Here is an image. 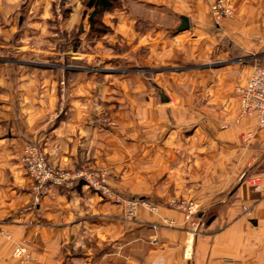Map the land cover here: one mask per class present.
I'll return each instance as SVG.
<instances>
[{"label": "crops", "instance_id": "crops-1", "mask_svg": "<svg viewBox=\"0 0 264 264\" xmlns=\"http://www.w3.org/2000/svg\"><path fill=\"white\" fill-rule=\"evenodd\" d=\"M209 1L124 0L120 39L157 57L187 44L192 55L224 51L208 21ZM228 1L235 13L220 26L223 32L245 49L264 47V0ZM30 2L23 13L24 0H0V264H17L19 246L30 253L28 264H108L103 259L110 240L126 236L120 247L131 258L126 264H264V126L241 114L232 78L221 87L219 79L210 88L204 82L190 87L181 78L205 72L168 74L172 70L163 68L168 87H141L144 82L134 76L127 104L120 76H56L49 67L36 76L40 63L28 57L44 60L55 48L51 2ZM72 24L68 19L69 29ZM64 77L66 102L60 108ZM101 106L113 113L111 127L92 119ZM29 142L43 144L58 168L107 169L116 191L150 197L159 213L140 206L134 220L122 221L120 204L83 181L51 186L37 198L21 163ZM248 176L261 177L263 189L249 184ZM172 198L199 203L201 234L187 232L186 216L167 205ZM164 216L176 225L154 230ZM146 239L165 246L149 249L143 263L140 254L125 253L126 245Z\"/></svg>", "mask_w": 264, "mask_h": 264}, {"label": "rangeland", "instance_id": "rangeland-1", "mask_svg": "<svg viewBox=\"0 0 264 264\" xmlns=\"http://www.w3.org/2000/svg\"><path fill=\"white\" fill-rule=\"evenodd\" d=\"M49 1L51 2L52 11L50 23L52 26L51 41L54 44L55 54L50 55L51 57L47 59L44 58V60L40 56L28 57L31 58L30 61L32 60L35 63H40V67H38L40 69H38L39 71L36 76L46 75V73H43L45 72L44 70L46 67L55 69L56 76H120V89L126 90L129 94V96L125 97V100L128 99L127 104L130 103L132 99L131 90L136 82L133 81L134 76H140V81L144 82H141V87L160 89L163 86L168 87L166 82L163 81L162 73L159 72L163 68H166L168 71L172 70V73L169 71L168 74H182L184 71H188L193 74H203V72H205V76H183L181 79L184 84H188L190 87H193L196 83L201 84V82H204L206 87L210 88L213 84L217 83L218 79L220 86V84L228 82L226 79L229 80V78H232V81L235 82L232 85V89H234V92L238 94L236 88L246 83L249 78L247 76L251 75L254 67L264 66V47H260L257 42L258 44L254 45L253 49H245L238 42H235L233 38L228 35V33H224L220 27L225 25L227 19L234 16L235 13L233 5L228 0L223 1L224 4L231 9V13L224 16L219 23L214 20L211 10V6L216 0H210L208 3V21L210 22L214 33L219 36L218 39L220 44H222V47L225 48L223 49L224 51H208V49H203L201 51L197 50V53L192 55L190 53L189 44H187L182 45L181 48H176L173 55H169L167 57L150 56L148 49H138L134 51L120 39V10L123 8L124 0H121V4L119 3L117 8L103 16V22L110 27V32L101 37L89 35L90 25L88 18L91 9H87L86 7L88 0ZM30 3H32L30 0H24V4L22 5L23 8L21 7L23 13L25 10L28 13L27 7L28 5L31 6ZM68 19H70L71 24L74 22L70 29L68 27ZM15 23H17V19L15 20ZM254 35V37H259V39L261 38V34L259 33ZM14 36L15 35H12L11 39H14ZM202 43L203 42L200 43V46ZM41 67L45 69L42 70ZM218 72L221 73V76H213L214 73ZM208 73L211 75H208ZM11 74L14 75V73ZM67 83V77L61 78L59 82L60 108L65 106ZM92 119L97 122H101L108 127H111L114 122L113 113L107 106H101L98 109L96 108L93 110ZM247 134L243 136L244 142L250 140L244 139ZM39 144L41 145V151L48 165L60 173H74L81 170L91 169L102 170L89 166L81 167L74 171L58 168L50 163L43 144ZM103 170H106L109 186L117 197L108 198L106 196H102L111 202L120 204V217L122 221L134 220L137 216V209L140 206H144V208L150 210V212L156 214L159 213L160 206L153 203L150 197H145L147 199L142 200L139 199V197H141L140 194L123 190L120 192L116 191L109 182L108 170ZM243 178L245 179V173L243 174ZM172 200H192L199 205V203L192 198H172L167 205L168 207L176 210L178 209L170 204ZM133 205L135 206V209H133V211H135V215L129 217L128 213L132 209ZM152 206L154 208H152ZM198 210H201L200 206ZM178 211L182 212L181 210ZM244 212L249 211L244 207ZM182 213L187 218V232L193 236L201 234L205 226V222L202 218L198 217V213H195L191 219H188L184 212ZM171 221H173V223ZM174 222L175 220L164 216L159 219L157 224L153 225V228H155L154 230H159L162 227H174L176 225ZM192 222H194V224ZM129 238V236H126L125 239H122L119 242L110 240L108 244V257L104 258L103 261H107L108 264H126L131 258L127 255L120 254V247L123 243L127 242ZM166 245L171 247L172 243L167 242ZM164 246V243L160 242L158 239H155L152 243H148V239H146L145 241L141 240L133 246L132 243H130L128 246L126 245L124 249L125 253L131 252V255L132 253L137 255L140 254V256L138 255L136 258L139 259L138 261L143 263L146 261L145 255L148 253L149 249H162ZM117 249H119V252ZM17 260L19 259L17 258ZM98 264H100V260L98 261Z\"/></svg>", "mask_w": 264, "mask_h": 264}, {"label": "built area", "instance_id": "built-area-1", "mask_svg": "<svg viewBox=\"0 0 264 264\" xmlns=\"http://www.w3.org/2000/svg\"><path fill=\"white\" fill-rule=\"evenodd\" d=\"M214 20L219 23L231 9L224 4L223 0H216L211 6ZM239 96L241 113L248 117L255 118L259 126H264V66L254 67L251 75L244 85L236 88ZM252 136L249 132L244 139L248 140ZM21 162L26 172L33 180V189L36 197L39 198L48 193L51 186H72L76 181H83L89 188L99 192L101 195L116 198L107 180L106 170H81L74 173H60L51 168L42 151L39 143H27L23 149ZM247 182L255 189L262 190L261 177H246ZM133 204V203H132ZM178 210L184 212L188 219L199 212V205L192 200H172L170 202ZM152 208H154L152 206ZM135 206L129 211L128 216L135 215ZM251 211L250 207H245ZM173 223V221H171ZM194 224V222H192ZM15 256L19 259L18 264H28L30 253L24 246H19L15 251Z\"/></svg>", "mask_w": 264, "mask_h": 264}, {"label": "trees", "instance_id": "trees-1", "mask_svg": "<svg viewBox=\"0 0 264 264\" xmlns=\"http://www.w3.org/2000/svg\"><path fill=\"white\" fill-rule=\"evenodd\" d=\"M121 0H88L86 3L87 9H91L89 13V35L95 37H101L110 32V27L103 22V16L113 11L118 7ZM139 199L145 200V197H139Z\"/></svg>", "mask_w": 264, "mask_h": 264}, {"label": "water", "instance_id": "water-1", "mask_svg": "<svg viewBox=\"0 0 264 264\" xmlns=\"http://www.w3.org/2000/svg\"><path fill=\"white\" fill-rule=\"evenodd\" d=\"M183 23H182V26H181V29H186L189 27V21H188V18L187 17H183Z\"/></svg>", "mask_w": 264, "mask_h": 264}]
</instances>
